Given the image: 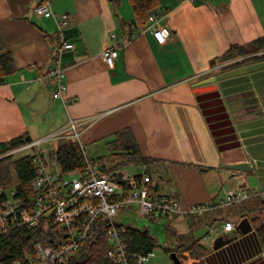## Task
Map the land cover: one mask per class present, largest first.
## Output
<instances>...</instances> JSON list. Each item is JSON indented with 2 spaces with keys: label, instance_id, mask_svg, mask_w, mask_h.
Segmentation results:
<instances>
[{
  "label": "crops",
  "instance_id": "crops-1",
  "mask_svg": "<svg viewBox=\"0 0 264 264\" xmlns=\"http://www.w3.org/2000/svg\"><path fill=\"white\" fill-rule=\"evenodd\" d=\"M40 1L0 0V34L18 68L0 84V142L23 133L36 140L72 118L83 146L128 127L146 160L133 173L117 171L149 174L155 197L168 195L187 206L262 184L264 68L196 82L216 73L212 59L231 44L264 36V0H159L160 23L170 30L162 44L134 20L129 0H120L117 16L108 0H49L54 16L48 17L34 12ZM61 14L67 17L58 25ZM129 23L136 24L132 39ZM59 32L73 44L60 55L65 104L43 78L54 48L48 35ZM109 47L118 50L111 66L101 57ZM251 158L256 166L251 172L225 166ZM263 207L264 199L244 203L251 229L242 234L236 227L226 233L236 237L216 250L206 246L205 263L264 264L250 219L264 215ZM242 212L236 206L209 211L195 233L224 220L237 224ZM159 219L166 237L168 228L176 234L192 229L179 216ZM180 259L195 261L188 254Z\"/></svg>",
  "mask_w": 264,
  "mask_h": 264
},
{
  "label": "built area",
  "instance_id": "built-area-1",
  "mask_svg": "<svg viewBox=\"0 0 264 264\" xmlns=\"http://www.w3.org/2000/svg\"><path fill=\"white\" fill-rule=\"evenodd\" d=\"M34 12L45 17L54 16L49 0H41L34 6ZM66 17V14L57 17L58 25ZM128 29L130 30L128 39L135 38L136 24L129 23ZM145 29L149 30L160 44L165 43L170 35L169 28L161 24L158 15L155 14L149 16ZM111 37L115 38V35L112 34ZM72 48L73 44L66 41L59 32L53 48L51 64L43 74V78L53 85L55 94L64 104L67 99L63 94L64 68L60 63V55L64 50ZM117 55L116 47H109L101 53L102 59L108 66L114 63ZM223 64L216 65L214 71L220 72L219 67ZM77 125L78 123L70 118L67 126L10 151V153H18L32 149L31 154L34 155L37 172L31 180L34 194L29 201L23 199L15 185L0 186V234L15 226L26 224L34 227L43 221L59 235L54 245L35 243L32 254L25 255L23 261L19 260L21 264H68V259L79 250L80 244L92 236L100 218H104L107 225L105 231L108 256L119 264H128L129 257L123 239L125 225L114 217L118 209L127 206H134V212L138 216H179L190 221L192 216L201 218L218 207L237 206L256 198L264 199L263 177L262 184L252 191L238 188L229 190L220 200L184 206L179 200L168 195L153 196L150 192L151 179L145 172L121 173L119 176L101 172L99 164L85 154L84 146L80 142L84 157L83 170L74 169L63 174L53 172L46 165L39 146L59 138L72 137L79 141ZM251 160L255 162L254 158ZM236 227L237 224L230 220H224L219 226L207 224L206 237L226 235ZM148 256L149 254H132L137 264H146Z\"/></svg>",
  "mask_w": 264,
  "mask_h": 264
},
{
  "label": "trees",
  "instance_id": "trees-1",
  "mask_svg": "<svg viewBox=\"0 0 264 264\" xmlns=\"http://www.w3.org/2000/svg\"><path fill=\"white\" fill-rule=\"evenodd\" d=\"M117 16V9L120 0H108ZM135 21L139 26H145L150 15H158L160 11L159 0H129ZM54 42L56 35H48ZM264 59V36L257 37L247 43L231 44L219 56L212 59L211 64H223L219 71H224L242 64H248ZM18 68L11 52L5 49L4 40L0 34V84L5 83L11 75L16 73ZM112 139L105 143L117 161L106 165L97 162L101 172L109 173L112 176H119L118 169L127 164H140L146 160L128 127L121 128L112 134ZM33 141L27 133L0 142V186L15 185L19 194L25 201L32 199L34 191L31 187V180L36 174L34 155L29 153L15 157V153H10L13 149ZM55 148L46 153L42 150V156L49 167V158L54 159L58 165V173L63 174L74 169L83 170L84 157L79 141L72 137L59 138L55 140ZM101 159V158H100ZM150 185V192L152 193ZM253 200V199H252ZM263 200V199H254ZM250 201V200H249ZM246 203V202H244ZM244 203L237 205L239 211L244 210ZM249 212V211H248ZM250 214V212H249ZM154 216H148V218ZM250 219L254 225L256 235L264 248V215L250 214ZM192 229L186 234H176L168 228V236L165 242H159L154 237L149 228H139L131 223H124L125 232L123 239L126 244L128 254V264H137L136 258L132 254L147 255L152 253L157 246L170 254L177 256L188 252L189 257L195 259L192 264H206L204 257L209 249L200 241L203 236L196 235V227L201 223V219L191 217ZM106 223L104 218H100L93 229L92 236L80 244L79 250L68 259V264H119L107 254L108 240L106 236ZM207 234V233H206ZM205 234V235H206ZM58 234L52 231L50 226L41 221L37 226L31 227L26 224L15 226L7 232L0 234V264H13L16 261L24 260L25 255H31L33 245L42 243L43 245H54ZM182 264H184L182 262Z\"/></svg>",
  "mask_w": 264,
  "mask_h": 264
},
{
  "label": "rangeland",
  "instance_id": "rangeland-1",
  "mask_svg": "<svg viewBox=\"0 0 264 264\" xmlns=\"http://www.w3.org/2000/svg\"><path fill=\"white\" fill-rule=\"evenodd\" d=\"M249 101H251V100L249 99ZM249 104H252V102H249ZM55 130H57V129H55ZM55 130H53V131H55ZM112 138L113 137H109V138L99 140L96 142H90L87 144L84 143L85 154L89 158H91L92 160H95L97 162L102 161L106 165L114 163L115 161H117V159H115L113 155L109 154L110 151L105 146L106 141L110 140ZM55 144H56L55 140H53V141L41 144L39 146V148H41L46 153L48 150L54 149ZM31 152H32V149H26L24 151L15 153L14 156L19 157L21 155L29 154ZM49 168L53 172H58L59 168H58L57 162L54 159L49 158ZM121 169L124 172L133 173V172L139 170L140 166H138L137 164H127L124 167H122ZM133 208H134V206H127L124 209H122V208L118 209L115 216H114L115 219L122 221L124 223H131L133 226H136L139 228L147 227V228H149L150 233L154 237H156L160 243L165 242L167 237H166V234L163 230V225H162V223H160L162 220H160L159 217H157V219L152 221L147 216H138L134 212ZM263 211H264V207H263ZM235 213H236V211H235ZM232 215H233L232 213L229 214V216L231 218H232ZM158 219L160 220L159 222L157 221ZM207 231H208V228L204 227V229H200L197 232V235L203 236L202 237L203 244L205 246L209 247V246H212V241H213L214 235L206 237L205 234L207 233ZM183 254L187 255L188 252H184ZM13 264H21V263L19 261H16ZM146 264H174V263H173L172 259L170 258L169 254L166 253L162 247L157 246L153 249L152 253L149 254L148 260L146 261Z\"/></svg>",
  "mask_w": 264,
  "mask_h": 264
},
{
  "label": "water",
  "instance_id": "water-1",
  "mask_svg": "<svg viewBox=\"0 0 264 264\" xmlns=\"http://www.w3.org/2000/svg\"><path fill=\"white\" fill-rule=\"evenodd\" d=\"M262 68H264V59L256 61V62L248 63V64H242V65H239L233 68H229L224 71L217 72L214 75H211L209 77H206L196 82V84L199 85V84H204V83L215 82L217 80L239 76L247 72H253V71H256ZM225 166L232 170L246 171V172H251L256 169V166L254 162H252L251 159H249L248 161H243L239 163L227 164ZM237 228L240 230L242 234L247 233L251 229L247 212L241 213V219L237 223ZM235 237L236 236L226 237L225 234H218L217 236L213 238L211 248L213 250H216L219 247L232 241ZM169 256L172 259L174 264H182L180 256H177L175 253H170Z\"/></svg>",
  "mask_w": 264,
  "mask_h": 264
}]
</instances>
